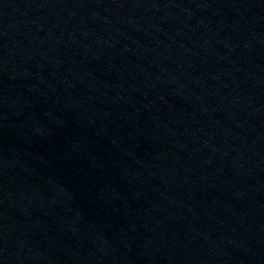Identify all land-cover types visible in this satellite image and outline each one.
Wrapping results in <instances>:
<instances>
[{
  "label": "water",
  "instance_id": "obj_1",
  "mask_svg": "<svg viewBox=\"0 0 264 264\" xmlns=\"http://www.w3.org/2000/svg\"><path fill=\"white\" fill-rule=\"evenodd\" d=\"M0 127L127 264H264V0H0Z\"/></svg>",
  "mask_w": 264,
  "mask_h": 264
}]
</instances>
